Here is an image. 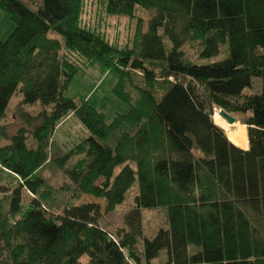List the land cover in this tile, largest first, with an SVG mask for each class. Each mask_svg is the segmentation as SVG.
I'll return each mask as SVG.
<instances>
[{"label": "trees", "instance_id": "1", "mask_svg": "<svg viewBox=\"0 0 264 264\" xmlns=\"http://www.w3.org/2000/svg\"><path fill=\"white\" fill-rule=\"evenodd\" d=\"M83 1L0 0L12 25L0 38V138L8 141L0 167L15 182L0 180V264H264V0H107L111 15L153 9L134 48L83 25ZM185 42L197 45L194 60ZM88 60L118 76L113 92L129 111L111 124L65 94ZM254 76L261 87L246 93ZM16 90L19 108L41 109H21L33 126L7 135L2 120ZM214 106L246 126L249 150L214 122ZM70 114L89 135L51 160L52 134ZM49 161L78 192L57 214L36 194L37 171ZM135 180L130 230L114 233L103 216ZM159 206L168 225L142 239L140 255L141 208Z\"/></svg>", "mask_w": 264, "mask_h": 264}, {"label": "rangeland", "instance_id": "2", "mask_svg": "<svg viewBox=\"0 0 264 264\" xmlns=\"http://www.w3.org/2000/svg\"><path fill=\"white\" fill-rule=\"evenodd\" d=\"M106 1L107 0H84L80 22H82L83 25L85 24L102 33L109 42L116 46L134 48L136 38L138 36L136 27H138L141 31L146 30L147 23L153 14V9L136 7L133 16L111 15L105 10ZM7 17L8 15L4 11L0 10V37L2 39L6 38L8 33L7 27L9 26V19ZM182 48L185 57L187 56L192 60L196 58L197 45L185 42ZM80 67V71L72 77L71 81L65 88L66 95L71 96L79 103L85 100L93 106L96 111H102L108 124L113 122L112 119L116 114L128 113V104L118 98L113 92V86L117 82L118 76L112 70H106L100 63L90 60L81 64ZM132 77L137 80L141 79L139 72H134ZM252 81V87L245 88L244 91L246 93H254V91H258L260 89V78L254 76ZM127 89L130 90L129 85ZM20 98L21 92L16 90V93L9 101V106L6 110L7 115L2 120V126H4V132L7 135H11L21 126H25L26 128H31L33 126H29L21 120V109L30 113H35L41 109L38 102L25 104L19 108ZM65 119L60 122L52 134L53 136L51 137L50 147L47 151L48 157H50L51 160L64 155L67 153L68 149L75 148L76 144L80 140L87 137L88 133L85 131L86 128L76 115L73 114ZM238 124L240 126H245L240 122V120L238 121ZM7 142V140L0 138V145ZM28 143H32L31 138L28 139ZM237 145L240 146L242 144L238 143ZM240 147L244 148L242 146ZM78 155H71L65 165L68 166L72 164L79 157ZM50 161L46 162L37 171V178H39L41 182L39 185L41 187L38 189L39 192L36 194L39 195V193L43 192V195L40 197V202H42L46 210L57 214L62 206L71 202H76L75 199L78 192L71 179L67 177L64 169L56 165L54 161ZM12 177L13 175L9 170L2 168V166L0 167V180L10 183L9 187H12L15 183L12 181ZM7 189L8 190L4 195L9 196L11 189ZM137 192V180H135V182L125 192L123 202L116 205L112 211L104 214L103 219L110 225L109 228L112 232L115 233V231H118L123 234V231L130 230V226L127 221H125V216L126 213L134 207V196ZM2 194L3 193H0V197ZM24 194L23 203L24 206L27 207L32 194L26 190H24ZM84 198L87 199V201L91 199L97 200L101 203L103 202L92 195L83 194L81 199ZM79 201L80 199L77 202ZM140 219L141 234L138 236L139 241L137 242L138 244H136V251L138 254H143L142 239L151 237L160 227H167V208L161 206L151 207L148 209L141 208ZM153 262L157 263L159 261L156 259Z\"/></svg>", "mask_w": 264, "mask_h": 264}, {"label": "bare ground", "instance_id": "3", "mask_svg": "<svg viewBox=\"0 0 264 264\" xmlns=\"http://www.w3.org/2000/svg\"><path fill=\"white\" fill-rule=\"evenodd\" d=\"M218 110L219 109L216 107L213 111L212 117H214V121L221 127H224L225 131L227 132V137L230 138L232 142H235L236 144L241 143L242 145L240 146L245 148L246 144L248 143V138L246 137V127L240 126L238 122L233 125L227 124L217 115Z\"/></svg>", "mask_w": 264, "mask_h": 264}, {"label": "water", "instance_id": "4", "mask_svg": "<svg viewBox=\"0 0 264 264\" xmlns=\"http://www.w3.org/2000/svg\"><path fill=\"white\" fill-rule=\"evenodd\" d=\"M216 107L219 109L218 112H217V115H218L221 119H223L227 124H229V125H233V124H235V123H237V122L239 121V119H238L237 116L231 115L230 113L226 112V111L223 109V107L214 106L213 111H214V109H215ZM225 132H226V131H225ZM226 134H227V132H226ZM248 146H249V145H248V143H247L246 146H245V148H242V149H244V150H249V149H248Z\"/></svg>", "mask_w": 264, "mask_h": 264}, {"label": "crops", "instance_id": "5", "mask_svg": "<svg viewBox=\"0 0 264 264\" xmlns=\"http://www.w3.org/2000/svg\"><path fill=\"white\" fill-rule=\"evenodd\" d=\"M8 18V17H7ZM8 29H7V31H8V33H9V31L12 29V25H10V21H9V26L7 27ZM7 33V34H8ZM2 34V33H1ZM1 38V37H0ZM2 39V38H1ZM71 115H73V114H70V115H68V116H71ZM67 116V117H68ZM66 120V119H65ZM85 131H86V129H85ZM89 135V133L87 134V136Z\"/></svg>", "mask_w": 264, "mask_h": 264}]
</instances>
